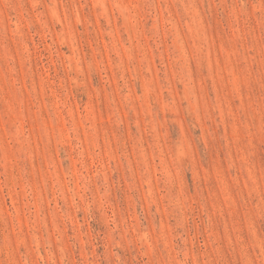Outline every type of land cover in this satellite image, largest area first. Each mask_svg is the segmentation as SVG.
Returning a JSON list of instances; mask_svg holds the SVG:
<instances>
[{
    "label": "rangeland",
    "instance_id": "1",
    "mask_svg": "<svg viewBox=\"0 0 264 264\" xmlns=\"http://www.w3.org/2000/svg\"><path fill=\"white\" fill-rule=\"evenodd\" d=\"M0 264H264V0H0Z\"/></svg>",
    "mask_w": 264,
    "mask_h": 264
}]
</instances>
